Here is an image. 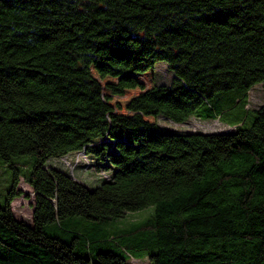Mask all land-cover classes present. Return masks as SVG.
<instances>
[{
	"label": "trees",
	"instance_id": "obj_1",
	"mask_svg": "<svg viewBox=\"0 0 264 264\" xmlns=\"http://www.w3.org/2000/svg\"><path fill=\"white\" fill-rule=\"evenodd\" d=\"M256 83L264 91V0H0V157L34 155L31 224L11 211L22 191L10 164L0 264H264V101L229 132L158 125L249 111ZM104 136L113 142L90 145ZM81 150L108 180L87 187L47 165ZM148 205L152 218L122 247L87 230L46 231Z\"/></svg>",
	"mask_w": 264,
	"mask_h": 264
},
{
	"label": "rangeland",
	"instance_id": "obj_2",
	"mask_svg": "<svg viewBox=\"0 0 264 264\" xmlns=\"http://www.w3.org/2000/svg\"><path fill=\"white\" fill-rule=\"evenodd\" d=\"M155 71L159 83L169 82L171 73L167 70L164 63L158 62L155 65ZM237 95H239V92L236 90L223 94L222 96L225 98L224 105L227 107L229 105L228 98ZM263 101L264 91L262 83H256L248 91V100L245 107L249 109V111L241 112L238 108L232 107V115L222 119L223 121L218 119L201 120L196 117H190L184 123H174L164 117H159L158 125L161 130L170 132H229L235 130V128L239 126V120L237 119L238 115L241 116L240 119H242L243 122L242 127H248L253 117V109L261 106ZM69 157L71 156L69 155ZM33 161V154L13 155L10 156L8 161L0 157V206L5 204L7 193L12 184L13 169L10 167L11 164L19 172V180L16 189H20L22 194L11 202L10 208L16 219L23 220L27 224H31L32 220L33 192L29 184L25 181V177L32 169ZM65 161L67 160L65 159ZM65 161L49 160L47 165L49 164L50 166L64 169L71 174L74 179L80 181L87 187H96L104 180L96 170L90 167H84L82 164L77 165L71 172L70 166L72 165V160L69 159V163ZM153 213V205H148L138 210L126 211L121 217L109 220L105 223H97L81 216H73L65 218L60 222L48 224L46 226V231L48 233H54L58 228L64 227L78 231L87 230L91 235H95V237H105L109 241L108 245H113L114 243L120 244L121 235L129 233L134 227L140 226L142 223L151 219ZM120 246L122 247L123 244H120ZM127 263L150 264L147 255L138 259L129 258Z\"/></svg>",
	"mask_w": 264,
	"mask_h": 264
},
{
	"label": "built area",
	"instance_id": "obj_3",
	"mask_svg": "<svg viewBox=\"0 0 264 264\" xmlns=\"http://www.w3.org/2000/svg\"><path fill=\"white\" fill-rule=\"evenodd\" d=\"M103 141H107V142H113L111 139L107 138L106 136L102 137L101 139H98L92 143H90L91 146H97L99 145L101 142ZM69 155L71 157H69ZM69 155H66V156H63L61 158H58V159H54L53 161H58V160H64L65 159L68 161L69 159L72 160V165L70 166V169H71V172L72 170L79 164H82L84 167H90L92 161L91 159L84 153L83 150L81 151H76V152H73ZM65 161L66 163H69V161L67 162ZM105 162H103L102 164H104ZM101 164V163H100ZM100 176L103 178V179H106L108 180L110 178V174L105 172L103 169L100 170L99 172Z\"/></svg>",
	"mask_w": 264,
	"mask_h": 264
}]
</instances>
